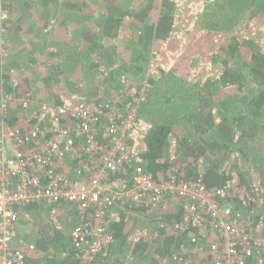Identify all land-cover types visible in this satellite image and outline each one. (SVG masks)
Listing matches in <instances>:
<instances>
[{"label": "trees", "instance_id": "1", "mask_svg": "<svg viewBox=\"0 0 264 264\" xmlns=\"http://www.w3.org/2000/svg\"><path fill=\"white\" fill-rule=\"evenodd\" d=\"M3 1L10 15L17 8L20 17L32 16L35 9L46 11L39 15L45 33L38 40H42V50L49 55L38 65L39 77L32 78V73L24 70L25 65L19 68L16 61L6 60L8 51L10 57L14 55L13 29L7 27L10 20L0 28V96L13 98L0 116L9 126L21 127L26 122L19 106L12 109L19 99L29 96L49 101L41 97L44 92L50 102L74 105L82 99L118 98V93L126 97L124 90L135 81L130 79L125 85L123 77L133 75L137 80L135 73L141 75L146 70L140 85L146 79L151 85L149 90L156 91L153 93L163 88L166 91L167 87L173 94L160 102H165L162 106L166 115L159 112L150 120L139 118V114L159 102L147 94L128 138L152 176L165 177L176 169L186 179H199L210 189L226 181L264 185V0H143L126 8L120 0ZM92 2L93 9L88 7ZM61 9L64 13L59 12ZM85 9L89 13L79 24L75 18L81 17L78 12L84 13ZM63 14L64 26L52 27V17ZM46 27L54 31L53 35ZM29 29L34 26L25 30L27 34ZM66 34H77L78 46L70 48L72 38L67 40ZM123 44L128 47L122 48ZM29 49L30 62H39L38 53ZM17 69L25 76L18 73L13 78L12 72ZM64 78L73 85L78 100H68L71 95H66L61 86L67 80ZM32 81L39 97L32 93ZM139 84L132 88L135 93ZM168 101L173 102L166 105ZM131 170L128 167L112 172L109 178L113 182L127 180ZM127 207L117 205L108 216L115 240L89 262L71 244L70 230L80 220L71 205L45 200L16 207L18 235L26 242L33 241L36 247L25 264H126L129 259L163 264L175 252H192L187 232L172 227L187 214L184 204L155 203L138 210L129 208L131 212L125 213ZM262 209L264 206L255 216V223L261 220L262 229L255 235L248 264H264V242L259 241L264 237ZM137 214L146 216L152 227L149 230L146 225L144 229L140 224L142 230L131 238L140 223Z\"/></svg>", "mask_w": 264, "mask_h": 264}, {"label": "built area", "instance_id": "2", "mask_svg": "<svg viewBox=\"0 0 264 264\" xmlns=\"http://www.w3.org/2000/svg\"><path fill=\"white\" fill-rule=\"evenodd\" d=\"M10 18L0 0V28ZM140 86L134 94L124 90V101L110 96L67 105L24 97L15 102L26 121L21 127L0 116V264H25L33 254L34 242L18 235L15 208L45 200L76 210L80 220L70 240L86 262L114 242L108 216L117 205L130 213L129 208L176 201L187 214L172 227L187 232L193 247L189 254L173 253L170 264H248L262 229L255 216L264 206V185L226 181L210 189L176 169L152 176L128 141L151 87L146 79ZM12 99L1 94L0 112ZM128 167L127 180H110L112 172Z\"/></svg>", "mask_w": 264, "mask_h": 264}, {"label": "rangeland", "instance_id": "3", "mask_svg": "<svg viewBox=\"0 0 264 264\" xmlns=\"http://www.w3.org/2000/svg\"><path fill=\"white\" fill-rule=\"evenodd\" d=\"M18 3H21V1L22 0H16ZM120 1H123V6L126 8V7H128V6H130V7H133V6H136V5H138V4H140L141 2H143V0H120ZM94 3L95 2H92V3H90L89 4V6L88 7H91V9H93L92 7L94 6ZM96 3H98V1H96ZM4 5H5V2H4ZM84 6V5H83ZM5 7H6V5H5ZM7 8V7H6ZM8 9V8H7ZM21 11H20V9L19 8H17V12L16 13H14L15 14V16L13 17L12 15L13 14H11V18H10V22H8V25H7V27L8 28H11V29H13L12 30V34H13V37H12V39H11V51H13L14 52V55L12 56V57H10V51H8V56H7V58H6V60L9 58V62L10 63H12V61H16L17 62V66H19V68H20V66L21 67H23L22 65H25L24 66V70H26V71H29V72H31L32 73V78L33 77H35V78H38L39 76V71H40V68L38 67V65L36 64L37 62H30V55H29V52L28 51H30V49L28 48L27 50H24V48H22V46H23V43H21L19 40L21 39V38H25L26 37V31L24 30V31H21V29L20 28H26L27 26H29L30 24H32V25H34L32 22H36V24L35 25H38V26H40V25H42V22H40L39 21V14H37L36 15V17H35V19L34 20H28L26 17H20V18H17V15H18V13H20ZM34 12L35 13H38V11L36 10H34ZM59 12H63V9H61ZM101 12H102V9H101ZM64 13V12H63ZM86 13H89L88 12V10H86L85 9V11H84V14H85V16H86ZM78 15H80V12H78ZM63 16H64V14L61 16V17H59V18H55V17H52V20H50V22L52 21V27H54V28H57V26L58 25H63V24H61V19L63 18ZM55 20H56V22H55ZM75 20L77 21V22H79V24L80 23H83L84 22V18H82V17H76L75 18ZM7 24V23H6ZM22 26H24V27H22ZM64 26V25H63ZM49 27V26H48ZM48 27H46V28H48ZM61 27V26H60ZM83 27H84V24H83ZM39 28V27H38ZM49 29V34H50V32H53V30L51 29V28H48ZM42 30V29H41ZM125 31H126V33H127V27L125 28ZM29 33L30 34H28V36H27V40H29V41H31L32 39H34V33H33V30H31V29H29ZM72 33H73V30H72ZM75 33V32H74ZM44 34V33H43ZM43 34H41V35H43ZM40 35V36H41ZM66 39L68 40L69 38H72L71 39V43H70V48H74L73 46H78V42H76L75 41V37L77 36V34L76 35H71V34H66ZM38 40V39H37ZM37 42V41H36ZM36 42H35V45H36ZM33 42H29V44H32ZM37 44H38V46H42V47H44V43L42 42V40H38V42H37ZM34 45L32 44V47H33ZM122 46V48H125V47H128V46H126V44H123V45H121ZM120 48V47H119ZM66 53H67V51H66ZM42 55V54H41ZM119 55H122L121 53L119 54ZM126 55H129L128 53L126 54ZM37 58H38V61H39V64L41 65L42 64V61L45 59V57H44V55H42V56H37ZM47 60H49V58L47 59ZM26 62H28V64H26ZM73 63V62H72ZM70 64V66L72 67V69H74L73 68V64ZM4 67H5V69H8V67H9V64H7V63H5L4 64ZM144 71H146V70H144ZM143 71V72H144ZM142 71H141V75H140V72L139 73H135V75H136V78H137V80H134L133 79V75L132 76H130V77H128L129 78V80L131 79V80H133V81H135V82H133L132 84H130V86L126 89L127 91H128V93H131V94H134L135 92L132 90V88L133 89H136L137 87H138V84H139V82H140V80H141V78H142V73H143ZM18 73H20L19 72V69H17V70H15L14 72H12V77L13 78H16L17 77V74ZM145 73V72H144ZM21 75H23L22 77H24L25 75H24V72L23 73H20ZM67 74H68V76L69 75H71L70 74V70H67ZM64 79H67V78H64ZM30 85L32 84V93L34 94L35 93V97H39V96H37V94H36V92L38 93V91L36 90V86H35V84H33V81L32 82H30L29 83ZM125 85H126V83H125ZM140 85V84H139ZM61 86L64 88V92H65V94L66 95H71V96H69L68 97V100L69 101H71V102H74V101H76V100H78V95H77V93L74 91V89H73V85H71L70 83H69V79H67L66 81H65V84H61ZM143 88V86H140V91H141V89ZM152 89V88H151ZM106 90V89H105ZM105 90H103L102 92H106ZM80 91H83L82 93L83 94H85V90L84 89H81ZM116 91L117 90H114V92L116 93ZM70 92V93H69ZM153 92H156L155 90H149V91H146V93L144 94V95H147V94H149V95H152L154 98H153V100L155 99L156 101H158L159 103H154L155 105H154V107L151 109V107H148L147 109H146V111H144V113L143 114H141L140 112V114H139V118H143V117H149V120H150V118H152V117H154V116H156L157 114H159V112H161V114L162 115H166V112L165 111H163V106L162 105H165V102L164 103H162V104H160V102L161 101H164L165 99H166V96H171V95H173V94H171L172 93V89H168L167 87H166V91H164V88H163V91L162 92H158V93H153ZM69 93V94H68ZM81 92L79 93L78 92V94H82ZM73 95V96H72ZM114 95V94H113ZM123 95H125V94H123ZM44 97V98H48V99H50L49 101H51V98L50 97H47L46 96V94H44V92L42 93L41 92V97ZM118 98L120 99V100H122V101H124L125 100V98L126 97H122L121 95H120V93H118ZM170 102H173V101H168L167 103H166V105H171L172 103H170ZM146 105V104H145ZM24 116V115H23ZM22 116V117H23ZM163 119L164 118H161V121H163ZM252 180V179H251ZM262 212H264L263 211V209L261 210ZM263 215V214H262ZM263 217H264V215H263ZM33 218H34V216H33ZM139 224V223H138ZM259 241L260 242H264V237L263 238H259ZM149 262H151L150 260H148ZM143 264V263H142Z\"/></svg>", "mask_w": 264, "mask_h": 264}, {"label": "crops", "instance_id": "4", "mask_svg": "<svg viewBox=\"0 0 264 264\" xmlns=\"http://www.w3.org/2000/svg\"><path fill=\"white\" fill-rule=\"evenodd\" d=\"M35 11H36V9H35ZM46 13V11H39L38 13H35V12H33L32 13V16H30V15H26V16H23V17H26L28 20H34L35 19V17H36V15L37 14H39L40 15V13ZM52 15H53V11H52ZM81 15V17L82 18H85V14L84 13H81L80 14ZM13 17L15 16V14H13L12 15ZM29 17H31V18H29ZM17 18H20V13H18V15H17ZM32 23H34V24H36V22H32ZM31 25V24H30ZM29 25V26H30ZM29 26H27L26 28L24 27V26H22V27H24V28H20L21 29V31H24V30H26ZM34 26V29H33V33H34V39H32L31 41H29V40H27V36H28V34L26 33V37L25 38H21V40H19L21 43H23V46H22V48L25 46V47H27L28 46V44H29V42H33L32 44L34 45L33 47L31 46V47H29V48H31V50L32 51H34V52H36V53H38V56L40 57V56H42V55H44V57L45 56H49L48 55V52H46L45 53V51L46 50H42V46H38V44H37V46L35 45V42L37 41V39L40 37V35L41 34H43V33H45V30H41L42 29V26L40 25V26H38V25H33ZM39 27V28H38ZM57 27H60V26H57ZM53 33H54V31L53 32H50V34L51 35H53ZM23 39V40H22ZM71 43V42H70ZM31 44V45H32ZM42 54V55H41ZM51 55V54H50ZM50 59V61L52 62V63H56V61H55V59H52V58H49ZM37 65H40L39 64V62H37L36 63ZM40 70H41V68H40ZM107 92V91H106ZM102 94V93H101ZM107 94H108V92H107ZM12 109L13 110H17L18 109V104H16V103H14L13 105H12ZM23 116V114H21V117ZM23 118L25 119V117L23 116ZM165 206H169L168 204H165ZM140 207H142V206H138V207H135L137 210L140 208ZM135 209V210H136ZM138 215V214H137ZM139 217H141L140 218V220L138 221V219L136 220L137 222H140L138 225L136 224V227H135V230L132 232V234H131V238L133 237V236H136L142 229V227L145 229V226L146 225H149L147 228L150 230L151 229V227H152V223L151 222H149V221H147L148 219H147V217L146 216H144L143 214H142V216L141 215H138ZM143 217V218H142ZM145 219V220H144ZM141 224V226H139ZM19 227H20V223L18 222V226H17V229H19ZM26 242V241H25ZM28 242V241H27ZM161 242V241H160ZM154 247L156 246V244L155 245H153ZM168 262H169V264H170V260H166L165 261V263H163V264H168ZM126 264H142V263H137L135 260H133V259H129L127 262H126Z\"/></svg>", "mask_w": 264, "mask_h": 264}]
</instances>
